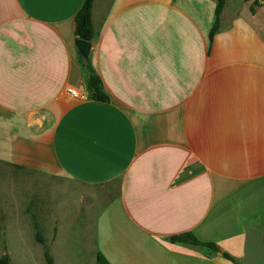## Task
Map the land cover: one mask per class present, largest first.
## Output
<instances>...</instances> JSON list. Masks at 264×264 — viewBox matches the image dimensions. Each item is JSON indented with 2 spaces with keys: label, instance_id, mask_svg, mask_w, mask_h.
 <instances>
[{
  "label": "crops",
  "instance_id": "obj_1",
  "mask_svg": "<svg viewBox=\"0 0 264 264\" xmlns=\"http://www.w3.org/2000/svg\"><path fill=\"white\" fill-rule=\"evenodd\" d=\"M255 1L226 0L210 42L217 0H0V161L105 189L96 261L100 252L109 264H234L228 253L256 264L264 4ZM86 3L108 103L88 98L79 63L75 16ZM185 232L219 251L169 241Z\"/></svg>",
  "mask_w": 264,
  "mask_h": 264
},
{
  "label": "rangeland",
  "instance_id": "obj_2",
  "mask_svg": "<svg viewBox=\"0 0 264 264\" xmlns=\"http://www.w3.org/2000/svg\"><path fill=\"white\" fill-rule=\"evenodd\" d=\"M103 190L0 161V257L9 256L12 264H47L49 250L55 264H95ZM255 224L264 226V216ZM255 255V263L264 264V229Z\"/></svg>",
  "mask_w": 264,
  "mask_h": 264
},
{
  "label": "trees",
  "instance_id": "obj_3",
  "mask_svg": "<svg viewBox=\"0 0 264 264\" xmlns=\"http://www.w3.org/2000/svg\"><path fill=\"white\" fill-rule=\"evenodd\" d=\"M176 1V0H173ZM250 1V0H244ZM226 0H217L215 9V20L213 27L209 33L210 42L213 41L215 35L219 31L220 16L225 7ZM256 6L260 4L259 0L254 3ZM251 11L254 12V7H251ZM75 35L85 41L93 42L95 39V32L92 22V4L86 3L81 10L75 16ZM79 63L85 74V86L88 92V98L93 101L108 103L110 98L105 92L100 76L98 75L91 54L89 59H84L79 53ZM37 240L40 243H45L40 232H37ZM172 243L186 244L191 246H197L208 249L211 253H217L219 251L218 246L215 243L203 242L192 232H185L169 238ZM223 257L233 262L234 264H240L234 257L228 253H224ZM45 259L47 264H55L49 250L45 251ZM0 264H12L9 256L5 255L0 257ZM96 264H109L107 259L99 252L97 255Z\"/></svg>",
  "mask_w": 264,
  "mask_h": 264
},
{
  "label": "water",
  "instance_id": "obj_4",
  "mask_svg": "<svg viewBox=\"0 0 264 264\" xmlns=\"http://www.w3.org/2000/svg\"><path fill=\"white\" fill-rule=\"evenodd\" d=\"M91 1L92 0H89V2ZM75 43H76V47L79 53L81 54V56L86 60L89 59V56L92 52V43L82 40L80 38L76 39Z\"/></svg>",
  "mask_w": 264,
  "mask_h": 264
},
{
  "label": "built area",
  "instance_id": "obj_5",
  "mask_svg": "<svg viewBox=\"0 0 264 264\" xmlns=\"http://www.w3.org/2000/svg\"><path fill=\"white\" fill-rule=\"evenodd\" d=\"M68 96L71 97V99H77V100H83L85 98V95H83L81 92L75 89L68 90Z\"/></svg>",
  "mask_w": 264,
  "mask_h": 264
}]
</instances>
